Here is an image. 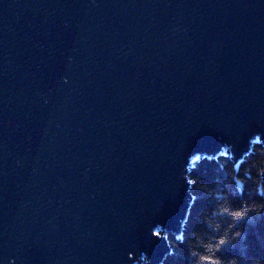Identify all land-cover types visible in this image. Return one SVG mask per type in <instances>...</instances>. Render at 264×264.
<instances>
[{"label":"water","instance_id":"95a60500","mask_svg":"<svg viewBox=\"0 0 264 264\" xmlns=\"http://www.w3.org/2000/svg\"><path fill=\"white\" fill-rule=\"evenodd\" d=\"M256 142L264 0H0V264H161Z\"/></svg>","mask_w":264,"mask_h":264},{"label":"trees","instance_id":"16d2710c","mask_svg":"<svg viewBox=\"0 0 264 264\" xmlns=\"http://www.w3.org/2000/svg\"><path fill=\"white\" fill-rule=\"evenodd\" d=\"M263 170L264 146L258 142L239 163L229 152L194 160L187 176L192 201L186 221L179 236L167 237L168 245L178 248L169 245L170 254L161 264H203L201 256L220 264L238 257L239 264H248L253 252H264ZM236 212L242 217L237 218ZM221 239L230 242L223 252L217 247Z\"/></svg>","mask_w":264,"mask_h":264},{"label":"snow or ice","instance_id":"6c2138e0","mask_svg":"<svg viewBox=\"0 0 264 264\" xmlns=\"http://www.w3.org/2000/svg\"><path fill=\"white\" fill-rule=\"evenodd\" d=\"M261 207L264 208V205H262ZM236 217L240 218L242 216H236ZM152 235L159 237L161 239H164L166 237V236L161 234V231L160 232L153 231ZM177 239H180V238L177 237ZM229 243H230L229 241H226L224 239L220 240L219 245L217 246L218 251L223 252L224 246L229 244ZM169 245L173 247V245H171V244H169ZM201 261L203 262V264H220L219 260L213 259L209 256H203ZM146 264H147V262H146ZM248 264H264V252H253L252 258L248 261Z\"/></svg>","mask_w":264,"mask_h":264},{"label":"clouds","instance_id":"9594fccd","mask_svg":"<svg viewBox=\"0 0 264 264\" xmlns=\"http://www.w3.org/2000/svg\"><path fill=\"white\" fill-rule=\"evenodd\" d=\"M259 214H260V213H259V210H257V215H259ZM234 215H235V216H242L243 213H242V212H236ZM235 236L239 237V236H240V232L237 231V232L235 233ZM221 240H222V239H221ZM173 248H178V246H176V245L173 244ZM192 255H195V253H193ZM202 257H203V256L200 257V260L202 259ZM193 264H195L194 261H193ZM230 264H239V258H238V257H232L231 260H230Z\"/></svg>","mask_w":264,"mask_h":264},{"label":"rangeland","instance_id":"374dc122","mask_svg":"<svg viewBox=\"0 0 264 264\" xmlns=\"http://www.w3.org/2000/svg\"><path fill=\"white\" fill-rule=\"evenodd\" d=\"M237 163V162H236Z\"/></svg>","mask_w":264,"mask_h":264}]
</instances>
